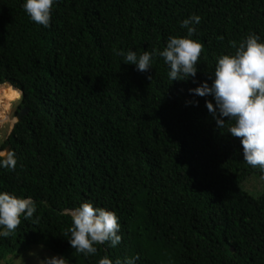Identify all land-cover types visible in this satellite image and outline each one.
<instances>
[{
    "label": "trees",
    "instance_id": "1",
    "mask_svg": "<svg viewBox=\"0 0 264 264\" xmlns=\"http://www.w3.org/2000/svg\"><path fill=\"white\" fill-rule=\"evenodd\" d=\"M22 3L0 0V85L22 93L17 114L28 109L1 145L16 165L0 169V191L36 211L0 237V261L43 247L68 264H264V187L245 188L264 173L244 162L231 121L216 126L212 97L188 91L211 84L232 42L264 40V0H56L47 28ZM190 14L195 83L171 82L162 58L139 72L117 55L162 49ZM83 201L116 214V247L84 257L69 245L68 210Z\"/></svg>",
    "mask_w": 264,
    "mask_h": 264
},
{
    "label": "clouds",
    "instance_id": "2",
    "mask_svg": "<svg viewBox=\"0 0 264 264\" xmlns=\"http://www.w3.org/2000/svg\"><path fill=\"white\" fill-rule=\"evenodd\" d=\"M55 3L56 0H23L21 6L32 22L47 28ZM200 20L196 14L184 18L180 26L186 30V35L169 36L162 49L145 50L139 55L134 50L119 51L117 55L122 57V62L134 65L139 72H147L154 58H162L168 67L167 78L171 82L192 78L195 83L197 61L203 45L192 36ZM231 46L235 49L234 53L216 58L211 84L201 81L188 91L196 96L212 97V101L205 100V106L216 126L220 129L226 121H231L227 132L239 138L244 162L264 173V40L255 33H249L238 44L232 42ZM148 78L151 79V76ZM15 165V153L0 148V169H13ZM35 211L32 197H18L0 191V237L12 234L20 224L21 217L27 220ZM68 214L71 225L67 229L70 234L67 241L84 257L94 255L98 244L107 242L109 247H116L121 241L118 234L120 224L113 211L83 201L68 210ZM137 259L138 256L134 255L123 261H113L103 256L97 260V264H136ZM40 264H66V261L62 256H52Z\"/></svg>",
    "mask_w": 264,
    "mask_h": 264
},
{
    "label": "rangeland",
    "instance_id": "3",
    "mask_svg": "<svg viewBox=\"0 0 264 264\" xmlns=\"http://www.w3.org/2000/svg\"><path fill=\"white\" fill-rule=\"evenodd\" d=\"M4 85H6V87L8 88L10 96L8 100H0V148L10 134L11 129L16 121L15 119L17 116V108L21 98V92L19 90L15 89L11 85ZM12 117H15V119L13 120ZM263 187L264 179L258 178L256 176H252V178H250L245 184V188L258 191L262 190ZM52 256L60 257L47 248L45 249L43 247H38L28 250L26 253L19 257L10 255L8 256L7 260L0 261V264H40L42 260H44L45 258H50Z\"/></svg>",
    "mask_w": 264,
    "mask_h": 264
},
{
    "label": "bare ground",
    "instance_id": "4",
    "mask_svg": "<svg viewBox=\"0 0 264 264\" xmlns=\"http://www.w3.org/2000/svg\"><path fill=\"white\" fill-rule=\"evenodd\" d=\"M16 94V93H15ZM10 96V93L8 91V88L6 87V85L2 84L0 86V100H8ZM16 96V95H14ZM8 104V103H7ZM7 106V105H6Z\"/></svg>",
    "mask_w": 264,
    "mask_h": 264
},
{
    "label": "water",
    "instance_id": "5",
    "mask_svg": "<svg viewBox=\"0 0 264 264\" xmlns=\"http://www.w3.org/2000/svg\"><path fill=\"white\" fill-rule=\"evenodd\" d=\"M5 84H8V83H5ZM8 85H10V84H8ZM0 86H1V85H0ZM27 112H28V109H27V108H24V109H22V110L17 114L16 119H15L16 121H15V123H14V125H13L11 131L13 130L15 124L18 123V122H20V121L22 120V117H23ZM7 149H10V147H7Z\"/></svg>",
    "mask_w": 264,
    "mask_h": 264
},
{
    "label": "flooded vegetation",
    "instance_id": "6",
    "mask_svg": "<svg viewBox=\"0 0 264 264\" xmlns=\"http://www.w3.org/2000/svg\"><path fill=\"white\" fill-rule=\"evenodd\" d=\"M16 125V124H15Z\"/></svg>",
    "mask_w": 264,
    "mask_h": 264
}]
</instances>
